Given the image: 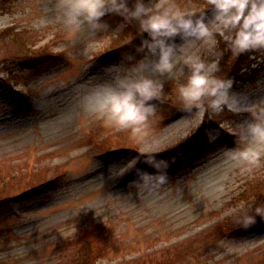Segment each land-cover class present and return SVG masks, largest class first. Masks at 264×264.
I'll use <instances>...</instances> for the list:
<instances>
[{
	"label": "rangeland",
	"instance_id": "obj_1",
	"mask_svg": "<svg viewBox=\"0 0 264 264\" xmlns=\"http://www.w3.org/2000/svg\"><path fill=\"white\" fill-rule=\"evenodd\" d=\"M64 3L0 0V264H74L89 235L106 251L96 261L93 254L92 264L263 260L264 219L246 230L225 223L256 208L249 204L264 188V161L248 171L229 169L224 157L254 120L251 111L225 108L211 116L186 111L168 78L165 95L153 101L147 137L137 139L130 128L107 123L85 107V98L133 66L128 54L140 59L144 37L139 34L133 46L130 38L117 43L136 23L113 34L123 18L111 13L103 18L111 26L107 32L72 31L62 19ZM41 51L49 59L39 65ZM262 56L257 55L252 78L231 63L222 71L234 80L231 91L241 106L264 101ZM30 59L33 70L23 67ZM198 131L208 146L176 150L167 183L136 185L137 170L158 171L147 156L181 147ZM223 135L229 138L219 142ZM216 181L227 189L220 199L211 194Z\"/></svg>",
	"mask_w": 264,
	"mask_h": 264
},
{
	"label": "clouds",
	"instance_id": "obj_2",
	"mask_svg": "<svg viewBox=\"0 0 264 264\" xmlns=\"http://www.w3.org/2000/svg\"><path fill=\"white\" fill-rule=\"evenodd\" d=\"M110 13L123 18L113 34L133 22L138 25L144 38L137 51L143 55L136 60L128 54L126 59L136 61L133 66L114 83L99 85L88 94L84 104L90 112L144 139L156 112L153 101L165 95V83L172 78L186 111L199 116L223 113L225 108L251 111L254 120L243 127L236 146L224 152L229 169L251 171L264 161V101L241 106L231 91L234 80L218 74L221 42L235 57L250 51L264 53V0H207L203 4L191 0H65L62 7L63 22L72 31L107 32L111 26L103 18ZM177 37L182 43H177ZM146 162L158 171L137 170L136 185L151 188L168 182V160L152 154ZM220 181L214 182L211 192L216 199L227 191ZM255 211L264 215V206ZM254 220L246 214L245 226Z\"/></svg>",
	"mask_w": 264,
	"mask_h": 264
},
{
	"label": "trees",
	"instance_id": "obj_3",
	"mask_svg": "<svg viewBox=\"0 0 264 264\" xmlns=\"http://www.w3.org/2000/svg\"><path fill=\"white\" fill-rule=\"evenodd\" d=\"M8 1H10V0H8ZM129 27L130 28L128 29V33L127 34L124 33V35L126 34L125 36L124 35L122 37L120 36L118 38V40H117L118 41L117 43H120L121 41H124L126 38H130L131 39V41H130L131 46L134 45V40L139 35L138 25L137 24L136 25H131ZM8 30H11V29H7V30H5V32L7 33ZM8 36L11 37V38H14V39L15 38L16 39L19 38V35L18 34H15V35L11 36V32L9 33ZM31 38H33V36ZM220 49L222 51V56L220 58V72L218 74L221 75L222 74V71L224 70V68H226V64H229V63L234 64L233 67L236 69L237 72H241L242 70H245L243 72L246 73V74H249L250 78L254 77V75L257 73V69L259 68V64L258 63H254V62H256V59L260 58V57H257V55L260 53L259 51H250V52H247V53H243V54H241L238 57H235L231 53V50L228 49L223 42H221ZM46 53H47L46 51H43V52L41 51L39 57L42 58V59L39 60V65H42L43 59H49L46 56ZM252 57H254V60H251ZM17 59L18 60H23V57L20 56ZM13 60H16V57H13ZM33 63H35V62L32 59H30L26 63L27 66L24 65L23 67L26 68V69H28V70H33V67L36 66V64L35 65H32ZM254 64H257V66L254 67L253 66ZM173 88H174L173 90L176 89L175 87H173ZM179 99L181 100L180 97H179ZM217 125L218 124H216V126ZM216 126L214 128H216ZM200 132L201 131H198V132L195 133L194 136L190 137L189 140L186 142V145L185 146L186 147H200V148L207 147L208 146V142H206L201 137L199 138ZM220 138H222V139H220V140L218 139V141L219 142H224L229 137L223 135ZM175 154H177V153L175 151H173V152H170V153H168V154H166L164 156H156V157H157V159H163V158L171 157V159H168V160H170L169 162H172L173 161V156H175ZM177 159L178 158H175V160H177ZM13 178L10 177L9 178L10 181L15 180ZM260 187H261V185L257 188V190ZM263 191H264V188H260L258 190V193H256V194L253 195L254 199H256V200L252 201L249 205H252V206L255 205V207H257V206H264V197L262 198L261 196H259V192L261 193ZM259 197L262 198V201H261V198H259ZM246 208H247V206H244L243 209H242V211L243 210L245 211ZM255 209L256 208L250 210L248 212V214H247V215H251V216L255 215V216H253V217H255L254 222H252L250 224H247V226H245V223H244V217L246 215V212H244L245 215H242L241 212H240L239 214H236L234 217H231V218L227 219L225 221L226 225L228 227H231L232 224H233V222H235L233 224V226L237 223V227L236 228H240V229H243V230L248 229L250 225L251 226L257 225L258 224V221L264 219V215H257ZM246 211H247V209H246ZM95 253H98V254H95ZM93 254L95 256L94 258H95V261H96V257H100V256L103 257L106 254V251L104 249V245H102L100 243V240L98 238H96V235H93V236L92 235H89L85 239V243L82 244L81 247H80V249L76 251L75 258H77V261L74 264H92V256H93ZM256 264H264V259L261 260V261H259V262H256Z\"/></svg>",
	"mask_w": 264,
	"mask_h": 264
},
{
	"label": "snow or ice",
	"instance_id": "obj_4",
	"mask_svg": "<svg viewBox=\"0 0 264 264\" xmlns=\"http://www.w3.org/2000/svg\"><path fill=\"white\" fill-rule=\"evenodd\" d=\"M0 96H2V92H0Z\"/></svg>",
	"mask_w": 264,
	"mask_h": 264
}]
</instances>
